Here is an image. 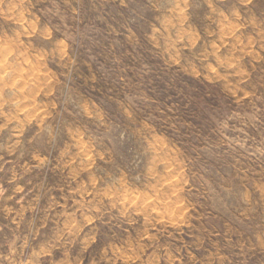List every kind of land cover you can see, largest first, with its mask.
<instances>
[{"label":"rangeland","instance_id":"1","mask_svg":"<svg viewBox=\"0 0 264 264\" xmlns=\"http://www.w3.org/2000/svg\"><path fill=\"white\" fill-rule=\"evenodd\" d=\"M0 264H264V0H0Z\"/></svg>","mask_w":264,"mask_h":264}]
</instances>
